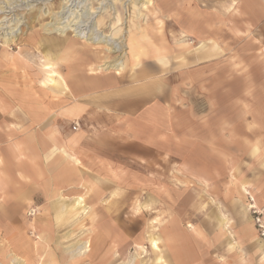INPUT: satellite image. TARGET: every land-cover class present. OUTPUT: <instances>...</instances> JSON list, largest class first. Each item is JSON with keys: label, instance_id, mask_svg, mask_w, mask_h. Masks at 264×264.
Wrapping results in <instances>:
<instances>
[{"label": "crops", "instance_id": "1", "mask_svg": "<svg viewBox=\"0 0 264 264\" xmlns=\"http://www.w3.org/2000/svg\"><path fill=\"white\" fill-rule=\"evenodd\" d=\"M199 2L190 8L198 5L199 12L188 11L185 2L183 16L206 31L204 45L198 46L192 33L197 45L184 40L178 49L171 39L152 44L132 53L120 73L90 74L98 52L69 34L29 37L27 48L39 47L44 59L45 51L56 56L54 68L68 90L54 94L36 83L34 97L11 72V80L19 83L13 92L0 83V101L8 106L0 109V154L25 141L39 153L38 160L7 159L0 166L3 261L15 253L27 258L28 231L34 225L52 227L55 218L46 213L56 211L59 192L69 199L89 196L95 212L123 211L128 181L145 179L129 165L161 162L183 168L182 178L201 181V195L213 201L190 204L186 198L169 204L161 226L169 263L223 264L204 256L198 244L215 247L230 236L241 244V254L251 253L257 227L252 209L245 207L264 210V0ZM214 2L215 10L210 8ZM4 66L0 61V75L8 69ZM54 147L67 149L82 165ZM22 167L27 180L18 176ZM105 180L119 185L114 204L112 187L100 183ZM109 216L99 224L96 241L127 243L123 228Z\"/></svg>", "mask_w": 264, "mask_h": 264}, {"label": "rangeland", "instance_id": "2", "mask_svg": "<svg viewBox=\"0 0 264 264\" xmlns=\"http://www.w3.org/2000/svg\"><path fill=\"white\" fill-rule=\"evenodd\" d=\"M66 1L67 0H12L14 3H10H12L13 7L9 8V4L6 3V0H0L1 6L7 7L0 11L1 25L5 28L9 27V25L11 26V24H14L17 19H21L23 22L20 29V31L22 30V33L17 35L16 38L14 37L11 39L9 43H6V40L4 39L5 32H0L2 34H0V50L3 51L6 48L11 49L10 51L15 54V62L18 68V72L15 73L17 78L19 77L24 81L23 90L31 87L34 94L36 93L38 95L34 88L37 83L38 87L52 92L49 87L42 84L47 78H45L46 74H50V69L43 67L42 60H44V58L40 48L35 46L36 48L29 49L26 47V44H28L29 37L40 38V34L44 32L42 29L43 25L50 24L49 22H52V24H54L55 21L57 22L56 18L58 19V13L62 12L61 7L66 5ZM81 1L83 0H77L78 3ZM189 1L191 3L197 1V4L201 3L199 2L201 0ZM185 2L186 0H152V4L144 5V7H142L143 15L139 16L136 14L134 6L130 3V0H86V3L84 1L85 5H83L84 9H77L76 6L67 11H69V15L73 10V12L76 10L77 12L80 11V14L87 10L94 12L92 24L93 22L97 23L100 21L99 25L102 29L100 30L102 31L100 33H103L104 36H109L108 31L111 25L118 27L117 34L119 35H122V33L118 32H123L122 30H125L126 27L129 31H134V33L138 35L144 32L147 39L136 43V46L138 47L135 46L136 48H133L132 50L129 49V47H126L124 53L121 51L112 56L110 55L112 58H116L119 56L121 57L124 54V62H128L129 59H132L131 55L136 50H149L151 49L150 46L152 44L161 45L168 43V39H171V43L178 49H182L181 47L183 46V43H185L182 41L184 40L188 43L195 44L194 39H190V36H186L188 37L186 39L179 40L180 37H183L182 33L186 32L184 29L187 28H191L192 30L188 34L190 35L192 33L193 37L196 40H199L198 46L204 45V37L200 34L204 30L201 29L200 24L196 21L185 19L183 16L186 11ZM215 3L216 2H214L210 8H214L215 10ZM6 4L8 6H6ZM189 9L188 11H200L198 5L190 10ZM44 11L47 12V15L42 16V12ZM68 14L66 15L67 17H69ZM68 19H65L63 22H67ZM63 25L66 26L67 23H64ZM68 34L69 36H73L71 31ZM119 35L114 36L115 38H120ZM129 39L130 38L127 37V41L125 40L126 46L129 44ZM80 41L87 44L84 40ZM90 47H94L96 52H104L96 46ZM45 54H47L46 51ZM27 60L30 61V64ZM28 65L30 66L26 67ZM24 70L29 76L28 78H25L26 80L24 79ZM226 150L228 151V149ZM0 156L5 163L7 159H15L13 155L11 156L9 151L2 152ZM30 156L33 158L35 157L33 153H31ZM35 160H38V158ZM129 166L130 170L143 171L145 179H130L128 181V206L125 207L123 211L95 212L89 208L88 213L76 216L73 221L64 222L62 220L64 222L63 225H60L59 221L60 226L56 221V211H49L46 213L47 216L50 219L51 217L55 218V221L53 220L54 223L51 224L52 227L49 226L51 233L49 234V231L40 228L41 231L46 233L42 236V240H40L39 237L41 236V231L40 229L36 230L33 226V229L28 231V240L31 244L26 248L27 258L18 256L15 253L6 261H3L0 258V264H19L20 262V264H24V260L26 259L32 264H42L43 261L48 263L51 262L52 264H130L132 262H134L133 264H165L166 262L167 264H170L167 248L161 234V226L165 221L164 218L169 214V204H175L186 198H188L190 204L196 202L199 204H207L212 203L213 201L210 196L205 197L201 195L202 192L197 185L198 182L202 183L201 181L182 178L183 174H180V171L183 172L184 169L178 165L161 162L145 164L144 168L141 166L138 167L136 164H130ZM25 170H21L23 175ZM114 176L117 177L116 174ZM100 183H106V185L112 187L111 203L114 204L113 202H115L116 197H119L117 196L120 193L117 190L119 185L115 180H105L100 181ZM87 191L88 189L85 190L83 194ZM85 197L87 205L90 206L91 203L89 202V196ZM64 198L68 197L64 195ZM105 215H110L107 219L112 220L114 226L123 228L119 229H121V231L123 230L127 243L125 242L122 245L119 243L105 244L96 241L98 238L96 231L99 230V224L105 221ZM27 216L34 219L35 213L28 212ZM189 227L192 228V226ZM89 237L91 238L89 239ZM150 238H156L158 249L152 247L149 241ZM257 238L259 241H255L254 244L250 246L251 253L249 254H241V244L236 245L232 236L226 238L225 243L215 245V247L212 246V244H198V247L202 250V254L208 256V259L211 261L220 259V263L223 264H239V261H242L244 264H264V250L259 245L261 244L260 241L264 242V236H262L258 228ZM88 240L89 243H91V249L93 250L91 253L92 256L90 258H78L80 260H77L74 263L72 257L68 254L69 250H67V248H71L72 246H83ZM5 244H0V247H7ZM231 244L233 245L231 246ZM137 245H139L140 250L136 248ZM230 246L235 248L232 249ZM212 248V252L208 253ZM155 253L158 258L161 257L162 259L156 261ZM244 257H246V259H244ZM248 259H250V261Z\"/></svg>", "mask_w": 264, "mask_h": 264}, {"label": "bare ground", "instance_id": "3", "mask_svg": "<svg viewBox=\"0 0 264 264\" xmlns=\"http://www.w3.org/2000/svg\"><path fill=\"white\" fill-rule=\"evenodd\" d=\"M78 1H80V0H78ZM84 1L86 3V0H83L79 3L77 2V0H67L66 5L61 7L62 12L58 13V19L56 18L57 22L55 21L54 24H52V22H49L50 24L43 25L42 29L45 32V34H58V35L63 36V37H66L67 34L71 31L73 33L72 37L77 38L79 40H84V42L87 43L88 46H96V47H98V49H102L104 52H102V53L98 52L95 55L96 56L95 58L97 59L98 62L89 67V73L90 74H94V75L95 74H101L103 72H108L110 70H117L120 73V71H122L125 68V62L123 59L124 54H123V56H121V57L119 56L116 58H112L111 56L113 54H116V53L121 52V51H123V53H124L126 47H129V49H131V50L133 48L138 47V46H136L137 45L136 43H139V41H141V40L147 39L146 35L144 34V32L142 34L138 35V34L134 33V31H131V30L129 31L127 29V27L125 30H122L123 32H118V33H122V35L121 34L119 35V34H117L118 27L111 25L109 27V31H108L109 36L108 35L104 36L103 33H100V32H102V31H100V30H102L100 25H99L100 21H98L97 23L93 22V24H92L94 12H90L89 10H87V11H83L85 13L82 12V14H80V11L77 12V10H76L75 12H73L74 11L73 10L70 15L68 14L69 11H67V10H70V8H72V7L75 8L77 6L76 7L77 9H80V10H81V8L84 9V7H83V5H85ZM10 2H12V0H6V3L9 4V8H12L13 7L12 3H14V2H12V3H10ZM186 2L188 4V8H191L192 3L189 0H186ZM74 3H75V5H74ZM130 3L133 4L134 10H135L136 14L139 16V15H143L142 14L143 13L142 7H144V5L146 6V5L152 4V0H130ZM7 4H6V6H8ZM140 6H141V8H140ZM3 8H7V7H2L1 2H0V11ZM144 10H145V8H144ZM67 14L69 17L66 16ZM45 15H47V12L46 11L42 12V16H45ZM60 18H62V19H60ZM68 18L69 19L72 18V19L69 20ZM65 19H68V21L63 22ZM117 20H118V18H117ZM59 21H61V22L58 23ZM64 23H67V25L64 26L63 25ZM21 24H23L21 19H17V21L14 24H11V26L9 25V27H6V28L3 25H1V23H0V32L1 31L5 32L4 39L6 40V43H9L11 41V39H13L14 37L16 38L17 35L22 33V30L20 31ZM61 25H63V26H61ZM205 32L206 31L204 30L200 34L204 35ZM114 35H119L120 38H115ZM126 36L130 38L129 44H127V46H126V42H125V40L127 38ZM186 36H189L188 32H183V38L184 39L188 38ZM1 38H3V37H1ZM180 38H179V40H180ZM201 38H199V39H201ZM203 43H204V41H203ZM10 50L11 49H7V48L5 50H3V52L1 53V57H0V61H2L5 64L4 67L6 68L9 66L8 67L9 69L3 70L1 72V75H0V83L4 85L6 92L7 91L13 92L14 88L12 90L11 87H14V85H18V82H13L14 79L17 80V75L15 72H18V68H17L16 62H15V54L13 52H11ZM43 54L45 57L44 61L45 62L50 61V62H48V64H46L43 61V67L50 69V74L49 73H48V75L46 74L45 78L46 77L47 78L42 82V84L49 87L54 94L60 93L62 91H67L68 86H67L66 80L54 68L55 61H57L56 56H54L50 53L45 54V52ZM138 58L139 57H137L136 60H138ZM158 60L162 64L167 65L168 61L166 59H164L162 57H158ZM9 72H11L12 76H15L13 80H11V76H9ZM23 74H24V79L29 77L25 70L23 71ZM14 83H16V84H14ZM23 91L24 92H26V91L31 92L34 97L37 96L36 93L34 94L31 87H28L27 89L25 88V90H23ZM7 107H8L7 104H5L3 101H0V109H2V111L7 109ZM54 149H55V147H54ZM57 151H61L63 153V155L65 156V158L72 161L75 165H77V166L82 165L81 161L79 159H77L74 155H72L70 152H68L67 149L56 148L55 152H57ZM9 152L11 153V156L13 155V157L17 160L30 159L31 153H33L35 156L34 158L33 157L31 158L32 160H35L36 158L39 157V153L37 150H33V149L30 150L28 141L27 142L25 141L22 144H16V146H14ZM5 164L6 163L4 162L2 157L0 156V166H4ZM24 169H26V168H24ZM24 169L22 167V169L18 170V176H20L23 180H27V178L21 173V170H24ZM205 184L206 185L208 184L207 181H205ZM243 188H244V186H243ZM61 192H59V194L56 195L57 199H56V208L55 209H56V221L58 222V225H59V221H60V225H63L64 222L73 221L76 216H79L82 214L85 215L86 213L89 212V206L86 203V197L84 195L75 196L72 199H68V198H64V195ZM253 208H255V207H251V209H253ZM245 209L247 210V212H249V210H250L249 208H246V207H245ZM249 220H250V218H249ZM33 228H35L36 230H39L37 227H35V225ZM40 231H41V229H40ZM46 231H49V234L51 233V229L49 228V226L46 227ZM92 233H93V231H92ZM45 234L46 233L41 231V236L39 237V239L42 240V236ZM47 234H48V232H47ZM90 238L91 237H89V239ZM149 241H150L152 247L154 244L156 245L155 247H153L154 249H158L156 238L155 239L150 238ZM231 245H233V244H231ZM261 245H262V247H264V243ZM136 248L139 249L140 248L139 245H137ZM67 250H69L68 254L72 257L74 263H75V261L80 260L81 258H85V257L90 258L92 256L91 253L93 252V250L91 249V243H89V240L86 241V243L83 244V246H78V247L72 246L71 248H67ZM78 258H80V259H78ZM161 259L162 258L161 257L158 258L156 253H155V260L158 261ZM133 263L134 262H132L130 264H133ZM24 264H32V263L28 262V260L26 259V260H24ZM42 264H52V263L51 262L48 263V262L43 261ZM165 264H167V262Z\"/></svg>", "mask_w": 264, "mask_h": 264}, {"label": "built area", "instance_id": "4", "mask_svg": "<svg viewBox=\"0 0 264 264\" xmlns=\"http://www.w3.org/2000/svg\"><path fill=\"white\" fill-rule=\"evenodd\" d=\"M78 128H79V125L75 124L73 127V130H77ZM252 213L254 215V222L258 230L261 232L262 236H264V210L253 208Z\"/></svg>", "mask_w": 264, "mask_h": 264}, {"label": "snow or ice", "instance_id": "5", "mask_svg": "<svg viewBox=\"0 0 264 264\" xmlns=\"http://www.w3.org/2000/svg\"><path fill=\"white\" fill-rule=\"evenodd\" d=\"M156 245L154 244L153 247H155Z\"/></svg>", "mask_w": 264, "mask_h": 264}]
</instances>
